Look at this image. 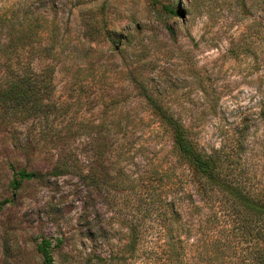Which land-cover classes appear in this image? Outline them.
I'll use <instances>...</instances> for the list:
<instances>
[{
	"label": "rangeland",
	"instance_id": "374dc122",
	"mask_svg": "<svg viewBox=\"0 0 264 264\" xmlns=\"http://www.w3.org/2000/svg\"><path fill=\"white\" fill-rule=\"evenodd\" d=\"M52 28L61 38L47 58L52 99L63 104L56 126L68 121L84 132L81 121L104 119L103 131L134 142L132 158L107 165L109 189L77 174L87 168L81 154L77 169L48 177L57 151L44 154L46 144L24 152L33 127L0 111V264H41L42 239L55 264H162L168 236L160 213L170 222L173 207L163 204L175 199L176 175L188 169L135 84L192 123L205 149L237 155L239 182L264 196V0H0V63L25 57ZM42 61L36 55L31 63ZM103 100L113 104L102 107ZM18 167L39 168L42 177L12 189ZM128 175L132 190L123 188ZM189 193L176 205L181 226L170 222L186 254L211 256L218 247L217 257L234 264L237 224L228 198ZM129 229L137 235L132 252Z\"/></svg>",
	"mask_w": 264,
	"mask_h": 264
},
{
	"label": "trees",
	"instance_id": "16d2710c",
	"mask_svg": "<svg viewBox=\"0 0 264 264\" xmlns=\"http://www.w3.org/2000/svg\"><path fill=\"white\" fill-rule=\"evenodd\" d=\"M164 8L173 15L180 13V9H169L167 6ZM34 27L36 29L40 27L41 30L45 28L40 24ZM34 27L28 26V29L31 30ZM167 30L171 32L169 27ZM10 34H12V28ZM56 36L57 33L52 28L49 35L45 36L44 43L37 41L39 45H30L25 57L21 54L13 56L15 58L8 56L5 57L3 63H0V111L10 116L14 115L20 122L27 119L33 127L35 134L22 147L24 152L39 153L41 148L44 150L43 147L46 144L49 146L45 147L44 154L49 150L57 151V156L51 163L49 171L46 172L48 177L62 175L68 168L77 169L81 154L87 160L85 165L87 168L85 171L79 170L77 174L88 182L96 184L99 181L103 188L105 186L109 189L108 185H111L110 176L106 170L107 165L116 162L120 156H122L120 160H130L132 157L129 150L134 142L123 135L118 136L116 133L103 131L106 125L104 119L94 118L81 121L82 128H85L84 132L70 129L68 121H65L62 126H56L59 113H62L58 109L62 108L63 104L52 99L53 67L47 61V58L54 57L53 49L61 42V38L56 39ZM36 55L46 61H42L39 66L32 65L31 61ZM134 88L143 97L144 105L168 132L173 152L186 164L188 169L184 175H176L175 199L163 204L164 207L171 209L173 207L170 222H177V227L181 226V212L176 205L185 194L189 196L190 191L195 192L200 199L207 195L208 191L221 193L228 198V210L237 224L239 252L237 262L233 263L264 264V196L255 197L239 182L237 155L230 157V151L223 150L222 146L210 150L205 149L200 144L192 123L175 115L165 103L152 98L146 92V87L135 84ZM112 104V100L108 103L101 101L102 107ZM138 120L141 119L138 118ZM115 124L118 123L115 122ZM235 145L237 146V140ZM38 177H42L41 169L18 167L13 170L8 184L12 189H16L22 180ZM126 177L130 183L128 187L123 188L132 190L134 178H129V175ZM4 203V200L0 202V208ZM174 204L176 209H174ZM160 214L162 235L168 236L163 240L162 264H226L224 260L217 257L218 247L212 248L211 256L206 252L198 255L197 258L186 254L185 242L180 231L174 232L175 229L167 221L165 212ZM128 234L130 240H128L127 247L132 252L137 235L133 229H129ZM36 251L40 254L41 264H55L50 252V242L47 239H42L37 244ZM212 260H214L213 263Z\"/></svg>",
	"mask_w": 264,
	"mask_h": 264
}]
</instances>
